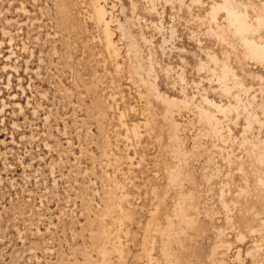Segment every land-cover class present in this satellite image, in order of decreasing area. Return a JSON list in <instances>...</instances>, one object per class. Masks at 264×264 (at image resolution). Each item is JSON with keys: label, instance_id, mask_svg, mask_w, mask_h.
<instances>
[{"label": "rangeland", "instance_id": "374dc122", "mask_svg": "<svg viewBox=\"0 0 264 264\" xmlns=\"http://www.w3.org/2000/svg\"><path fill=\"white\" fill-rule=\"evenodd\" d=\"M221 4L0 0V264H264V65Z\"/></svg>", "mask_w": 264, "mask_h": 264}, {"label": "bare ground", "instance_id": "6f19581e", "mask_svg": "<svg viewBox=\"0 0 264 264\" xmlns=\"http://www.w3.org/2000/svg\"><path fill=\"white\" fill-rule=\"evenodd\" d=\"M99 7L95 5L93 10L94 14L96 15L97 19L102 18L104 20V15H102V13L104 14V10L102 9L103 12L101 13V9ZM221 8L225 10V18L227 20L228 27L241 41L250 58L264 65V44L249 37V34L256 31L258 26L263 23L264 11L257 12L255 22L249 24L246 20L245 13H242L239 9H236L229 0H224V4L213 6L211 9V17L215 19L218 10ZM166 103L168 107L171 106V102L169 100H167ZM199 113L203 118L206 119L204 111L200 110ZM175 177L176 175L171 172V179L175 180Z\"/></svg>", "mask_w": 264, "mask_h": 264}]
</instances>
